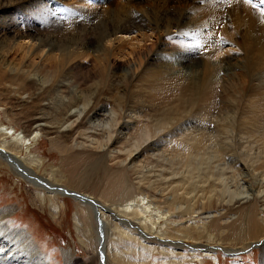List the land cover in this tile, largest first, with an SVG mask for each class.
I'll list each match as a JSON object with an SVG mask.
<instances>
[{
  "label": "bare ground",
  "instance_id": "1",
  "mask_svg": "<svg viewBox=\"0 0 264 264\" xmlns=\"http://www.w3.org/2000/svg\"><path fill=\"white\" fill-rule=\"evenodd\" d=\"M118 1L105 10L107 0H96V5L88 0H0V95L16 97L17 103L11 102L14 105L5 114L28 123L25 131L17 132L0 122V163L33 186L39 200L48 201L54 212L62 211L66 194L76 198L88 215L94 212L105 239L107 230L112 231L111 253L120 264L138 253L128 246L129 254L123 258L124 253L115 248L120 238L141 241L143 254L148 250L178 261L191 259L186 247L196 258L199 250L211 257L221 247L235 255L262 242L264 253V236L250 238V232L261 231V225L258 220L250 224L248 208L228 243L221 241L227 226L219 233L221 239L216 238L209 226L213 215L202 217V211L217 208L218 201H237L244 192L228 186L241 176L242 170L234 172L236 166L246 170L258 195L264 192L263 122L258 126L264 120V84L260 83L264 4L260 0ZM145 30L153 32L152 44L146 43L150 39L143 35ZM135 32L138 37L142 34L144 44L126 55L129 59L124 63L115 62L124 53L117 45L107 47L106 41ZM225 43L232 47L224 49ZM88 48L94 58L86 66L77 59ZM143 60L147 66L139 72L134 65ZM238 69L248 74L249 82L233 77ZM154 91L176 95L174 106L157 116L152 114ZM245 93L252 98L245 100L249 112L242 110L238 98ZM221 95L231 102L226 107L219 103ZM246 112L260 117L257 122L254 118L256 127ZM195 115L198 122L190 120ZM211 119L217 128L208 129L202 122ZM236 131L239 149H235ZM45 133L63 149L71 151L77 144L89 155L76 176L77 184H68L61 169L47 171L41 157L32 154L31 145ZM227 170L234 174L226 176ZM108 179L117 181L118 194H94ZM146 191L159 192L161 199L154 202ZM254 194L246 196L248 203ZM222 202L219 207L226 206ZM11 213V208L0 211V264H47L32 236L9 226ZM80 218L76 216L78 224ZM89 225L87 232H95L99 244V228ZM100 239L99 247L104 244ZM108 244L100 250L105 264Z\"/></svg>",
  "mask_w": 264,
  "mask_h": 264
},
{
  "label": "rangeland",
  "instance_id": "2",
  "mask_svg": "<svg viewBox=\"0 0 264 264\" xmlns=\"http://www.w3.org/2000/svg\"><path fill=\"white\" fill-rule=\"evenodd\" d=\"M62 1L66 2L69 0H65V1L62 0ZM125 1H129V0H125ZM88 2L90 4H93V5H96V3H97L96 0H88ZM116 2H119V1L118 0H107V2L105 4H103V8H105V10H107L108 8H111L112 6H114ZM131 10H133V9L131 8ZM127 12L128 11H126V13ZM126 13H124V14H126ZM128 13L130 14V12H128ZM89 25H90V23H88V26ZM142 33H143V35H145V37H149V39H150V40L146 41V43L152 44L153 41H151L152 40L151 35H153V32L150 30H145V31H142ZM138 34H139L138 32L137 33L135 32V33H133L131 35H127V36L118 34V36L116 35L113 38L106 41L105 45L107 47L114 49L118 46L117 48L119 49V51L121 53L122 52L124 53V56L123 55L118 56L119 58L117 57L114 60L115 62L124 63L126 58H127V60L129 59L128 57L125 58L126 55H128L130 52L135 50V47H138V45L144 44V38H143L142 34L140 35V37H138L139 36ZM24 42H25L24 44H26L27 46H32L31 41L28 42V40H25ZM228 46L232 47L231 44L225 43L224 49H227L226 47H228ZM83 50L80 53L81 58L78 56L79 58L77 59V61H79V63L81 62V64L86 65V66L91 65L93 62L92 60L94 58V53L92 52V50H90V48H88L86 50V52L82 53ZM153 50H155V52H154V54H155L157 52L156 48H154ZM234 50H236V48ZM149 55H150V51H148L146 56H149ZM230 57H231V55L226 56V58H230ZM16 58L18 59L19 55H16ZM114 61H113V63H114ZM142 62H143V64L145 63L144 60ZM143 64L141 63V65H140V62H137L135 64L136 66L134 65V67H136V68L138 67L137 71H139V70L142 71V69H144L147 66V63H145L144 66H143ZM226 64L227 63H225V65ZM245 74L246 73L244 71H242V69H240V70L238 69L235 71V74L233 77H236L237 79H243L244 78L243 80L246 81V79L248 80V74H246L247 76H245ZM140 75H141V73L139 74V76ZM139 76H138V78H139ZM222 76L225 77L224 75H222ZM248 82H249V80H248ZM255 82L258 83L259 85H260V83L264 84V79L261 78L260 83L258 81H255ZM246 96H248V93L238 95V98H239V101L241 103L242 110H243V108H245V110L248 111L249 106L246 107V105L249 104L250 101H252V98H249L250 96H248V98H247ZM15 98L16 97L10 96V95H8V97L5 95L4 96L0 95V122L6 126H14V128L16 129L17 132H21V130L25 131V129L28 128V123L26 122V120H21L19 117H15V116H12L11 118H9L5 114V110L8 109L11 105H14L13 103L11 104V102H15L16 101ZM154 98H155L154 99V106H153L154 110L152 111V114L154 116H157L161 113V111L164 112L166 109L174 106L176 95L161 93V91H159V92L154 91ZM244 98H247V99H244ZM218 100H219V103L222 105L224 104L223 106H225V107H226V105L229 104L227 102H230L228 97L225 98L224 95H221L218 98ZM245 100H247V101L249 100V102L247 103V101L245 102ZM15 103H17V102H15ZM219 103H218V105H219ZM218 107H221V105H219ZM218 110H219V108H218ZM216 113H217V111H216ZM250 113H247V114H250ZM252 116L253 115H251V118H253V119H251L252 123H254L255 117H256V119H255L256 122H257V120H260L259 119L260 117H257V116L252 117ZM195 117H196V119H194ZM190 120H193V121L197 120V122H198L199 117L197 115H195ZM139 121L142 122V119H140ZM202 122H205V126L208 129L209 128L215 129L218 127V126H216L217 123H215V119L206 120V121H202ZM256 122L254 123L255 125L253 124L254 127H256V124H257ZM262 122L264 124L263 118H262L261 123L258 121V126H260L259 124H261L263 126ZM214 126H216V127H214ZM254 129H257V128H254ZM252 134H257V133H252ZM237 135H238V131L233 133L234 141L236 144L235 149L240 148V146H239L240 144H238V139H240V138ZM245 136H248V134H246ZM74 145L75 146L73 147V149H71V151L65 150L57 142L51 141V139L45 133L39 137V141L36 145H31V147H32L31 151H32L33 155L41 157V159L45 163L44 169H46L47 171H50L52 168H54L56 170L61 169L62 171H64V173L67 175V178H68V181H67L68 184L70 183V185L72 186V185H75V183L77 184L78 180H77L76 176L79 174V172L81 171L84 164L86 162H88V160H89V155H86L85 153H83L84 152L83 147L80 145H77V144H74ZM72 151H73V153H72ZM65 152H67V153H65ZM23 157H25V156L23 155ZM142 158H143V156H142ZM1 159H3V158H1ZM1 165H3V164L0 163V211L5 210L7 208H11L12 213L10 214L9 218L7 219L9 221V226H11L13 229L24 230L28 234H30L32 236V241L34 242V245L38 248V250L40 251V253L44 257V261L47 264H100L101 263V261H100V250H102L105 247V242H106V244L109 243L108 244L109 261H107V264H120V259H115V254L111 253L114 251L112 240L109 241V239H113L112 238L113 237L112 231H109V229L107 230V233H108L107 234L108 237L106 238L107 240L104 237V241H103L104 244L101 247H99L100 242H101V239H100L101 237H99V244H98L96 233L93 231L91 233L87 232L88 229L85 227H87L88 224H90V223H91V225H89L90 226L89 228H92V229L95 228L94 230L99 228L98 224L96 223L97 221L94 218V215L96 216V214L94 212L91 211L90 215H88V211L86 209H84L83 207H79L80 203L76 201V198H74L72 195H69V194H66V196L63 197V200H61V203H62L61 207L63 208L62 211H60L59 213L54 212L53 209H51V207L49 206L48 201H46V203L43 204L39 200L38 195L35 192L33 186H31L28 183H25L23 181L21 182V180H19L14 175L15 173H13V171L9 167H7L6 165H3L1 167ZM221 165L223 166V164H221ZM222 166H219V167H222ZM236 167H235L236 169H233L234 172L237 173L236 171H238V173H239V170H242V172L240 171V174H239L241 176H237L238 174H236L237 177L235 179H231V182L230 181L228 182V186L233 192H235V190L236 191L237 190L244 191L240 195L241 197L238 196L237 201L235 198L234 201L232 200V202H227V203H229V205L225 201L222 202V200H220V201H218L217 208L210 209L207 211L206 210L202 211V217L203 218L208 219V216L210 217L213 215V217H211V218L215 219V221H213L214 219L211 220V224H213V226L209 224L210 222L208 224L210 226V229L213 230L214 235L216 234L215 235L216 238L221 239L219 237V233H220L222 228H225L227 226V228L229 230H228L225 238L221 239L222 242L224 241L227 243L229 242V239L234 238L235 229L240 224L243 223L245 218H244V214L242 215V213H244L246 211L245 209H247V208H248L247 212L248 211L251 212L250 213V215H251L250 216V218H251L250 224L254 223V221L258 220L259 222L257 221L256 223L261 225L260 226L261 231L260 230H258L257 232L253 231V233L251 231L250 232L251 233L250 238L253 237L254 239H256V238H261L264 236V216H263L264 215V202H263L264 201V198H263L264 192L261 195H258L257 194L258 191L254 190V189L257 190L258 187L255 184L252 185V183L249 181L250 178H249V176L246 175V173H247L246 170H244V168H242L241 166H240L241 168L240 167L238 168V166H236ZM227 173L228 174L226 176H229L230 174H234L232 170H227ZM73 177H75V179ZM232 180H233V182H232ZM110 181H111L110 179L105 180L104 183L102 184L103 187L101 186L100 189L97 188L96 190H93V193L95 192L94 194H97V195H102L103 192L105 193V195H108L110 193H111L110 195H115V193L118 194L116 192L117 181L116 180H113V182L112 181L110 182ZM234 182H236V183H234ZM237 184L239 186L242 185L243 187H239ZM237 186L239 189L237 188ZM114 187H115V189H114ZM108 189H110L111 191L105 192V190H108ZM149 193L147 192V194H149ZM151 193L149 194V196H150V199H152V200L154 199L153 200L154 202H158L159 199H161L159 192L155 193V194L153 192H151ZM254 193L257 195H255ZM249 194L255 195V197L251 203L247 202L248 198L246 196H248ZM155 196H156V198H155ZM107 199H108V197H107ZM220 202H222V204L225 202L224 204H226V206L224 207L222 205L221 207H219ZM248 205H251V206H248ZM246 206H248V207H246ZM243 207H245V208H243ZM239 208L240 209L243 208L244 210L242 209V211H239ZM251 209H253V210H251ZM256 209H257V212H256ZM258 210L261 212V214ZM256 213H257V216H256ZM91 215L93 216V219H92ZM76 216L81 217L80 218L81 224H78L76 222ZM89 219H91V220H89ZM252 219H253V221H251ZM208 221H210V219ZM212 221H213V223H212ZM224 221H227V223H224ZM78 225L80 227H78ZM84 228L86 230L85 232L84 231H78V229L83 230ZM253 228H254V230L256 229L255 227H252V230H253ZM259 231H260V233H259ZM90 235H93V237H91L90 239H88V237L85 238V236H90ZM125 242H128V243H125ZM117 244L118 245L115 246V248L119 247V249L124 253V256L122 253L123 258L126 257L127 253L129 254L128 246H130L129 249H133V247H136L135 249L138 252V253H136V252L132 253L133 256L131 254L128 255L125 258V260L123 261V263H121V264H134V263L136 264V262H132L133 260H135V261L140 260L142 262V264H179V263L181 264V262H183L182 264H261V259H262L263 254H264L263 250L261 248L262 242L260 243L261 245L259 243L255 244L251 247L249 246V248L248 247L245 248V250H243V251L237 250L238 252L235 255L230 254V252H227L226 250L222 249L221 247H216L215 248L216 254H214L211 257H206L199 250L196 253V254H198V257H196V258L193 256V254L190 251L191 247L190 248L186 247L185 248V249H187L186 255L189 254L188 257L190 256L191 259L190 260L189 259L184 260V261H183V259H180L178 261V260H175L174 258L173 259L172 258L166 259L167 256L160 254V253H154L153 251L150 253V251L146 250L145 252L147 254L146 253L143 254L142 249H141L142 244H141V241H139V240H135V241L129 240L128 241L126 239V241H125V239L120 238L119 242H117ZM239 247L237 246L235 248H239ZM66 253L69 254L70 258H67L69 256ZM177 257L183 258L182 256H179V255ZM145 259L147 261H145ZM130 260H131V262H129Z\"/></svg>",
  "mask_w": 264,
  "mask_h": 264
},
{
  "label": "water",
  "instance_id": "3",
  "mask_svg": "<svg viewBox=\"0 0 264 264\" xmlns=\"http://www.w3.org/2000/svg\"><path fill=\"white\" fill-rule=\"evenodd\" d=\"M101 227H103V226H102L101 224H99V232H100V230H101ZM100 237H102V238L105 237V234H104L103 231L100 232ZM100 261H101V263H103V264L106 263L105 255H104V253H103L102 251L100 252Z\"/></svg>",
  "mask_w": 264,
  "mask_h": 264
},
{
  "label": "snow or ice",
  "instance_id": "4",
  "mask_svg": "<svg viewBox=\"0 0 264 264\" xmlns=\"http://www.w3.org/2000/svg\"><path fill=\"white\" fill-rule=\"evenodd\" d=\"M224 2L230 4L232 2V0H224ZM251 2H252V0H245V3H251ZM260 2H261V4H264V0H260Z\"/></svg>",
  "mask_w": 264,
  "mask_h": 264
}]
</instances>
